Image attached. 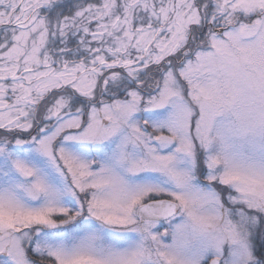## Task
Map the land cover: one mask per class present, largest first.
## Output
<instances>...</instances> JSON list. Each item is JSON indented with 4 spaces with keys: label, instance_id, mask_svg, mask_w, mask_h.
<instances>
[{
    "label": "snow or ice",
    "instance_id": "6c2138e0",
    "mask_svg": "<svg viewBox=\"0 0 264 264\" xmlns=\"http://www.w3.org/2000/svg\"><path fill=\"white\" fill-rule=\"evenodd\" d=\"M0 264H264V0H0Z\"/></svg>",
    "mask_w": 264,
    "mask_h": 264
}]
</instances>
